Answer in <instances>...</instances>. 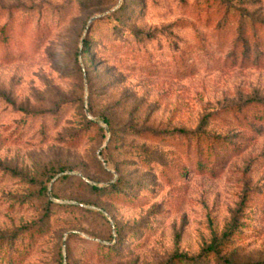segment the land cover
Returning a JSON list of instances; mask_svg holds the SVG:
<instances>
[{"label": "rangeland", "instance_id": "obj_1", "mask_svg": "<svg viewBox=\"0 0 264 264\" xmlns=\"http://www.w3.org/2000/svg\"><path fill=\"white\" fill-rule=\"evenodd\" d=\"M208 2L0 0V240L20 264H264V40L229 58L264 0ZM200 128L242 148L180 175L196 141L159 137ZM114 184L126 198L91 190Z\"/></svg>", "mask_w": 264, "mask_h": 264}, {"label": "trees", "instance_id": "obj_2", "mask_svg": "<svg viewBox=\"0 0 264 264\" xmlns=\"http://www.w3.org/2000/svg\"><path fill=\"white\" fill-rule=\"evenodd\" d=\"M215 2H218V0H211V2H208V5H213ZM217 10H221L220 6L217 7ZM230 9L227 10V13H229ZM231 16V12H230ZM242 22H240L241 24ZM240 34L238 39L236 40L234 44V49L232 51V54L230 55V59L233 61L234 64H237L241 61L242 64H247L250 59H252L251 53H257L255 56L256 62H259V51L257 49V46L260 45L261 39L264 40V35H260L261 33H258V31H253V37L255 40L250 41L247 37V28L245 26H242V24L239 27ZM259 34V37L258 35ZM223 39L220 41L221 46L226 44V36L224 35L222 37ZM253 42L256 43L253 46ZM85 45V55H89L90 51L88 49V46L90 45V42L88 38L84 41ZM220 46V47H221ZM15 58V57H10ZM175 61L177 63L178 69L177 73L180 74V76H185L186 74H189L192 70L189 65H186V58L184 55L177 56L175 58ZM257 103H261L264 106L263 101H258ZM253 114L255 115V118L258 120H264V107H257L255 111H253ZM210 116L206 117L205 121L209 119ZM246 119V118H245ZM105 122L109 124V120L105 119ZM169 134V133H167ZM187 136L191 135L192 140L196 141V146L191 148V144L188 145V148L190 149V152L193 153L195 157L192 160L189 158L188 165L177 169V173L180 175H184L188 173L189 171L195 170L199 172L204 171H212L215 172L216 164L218 162H221L225 160L227 157H230L233 153L238 152L242 146L237 145L236 143H231L229 138H223L218 135L211 136L208 135L205 130H202L201 128L196 132H187L186 130L179 131L175 136L176 138H173L171 136H163L161 135L159 137V140L164 142L165 144H168V141H171L174 143L173 147L174 150L184 153L182 150H184V145L186 144L184 140L180 139V136ZM189 137V141H190ZM189 141L187 143H189ZM191 157V156H190ZM91 190L96 193H111L115 195L117 198H126L127 196L124 195V187L121 185H110L109 187H98V186H91ZM47 213L44 217H47ZM25 230V229H22ZM18 234H14L8 238V245L7 249L3 250L2 248L5 247L4 240H0V264H20L22 261V257L24 254H27V251L29 248H26V245L20 246L16 239ZM104 251L103 258H106L107 260H111L112 258L117 255V250L113 246H108L106 244H100ZM102 251V250H101ZM207 252L214 253L216 252V248L214 246H210L206 250ZM175 259H177V263L181 264H199V259H192L189 258L187 255H176ZM227 264H237L233 263L232 261H227Z\"/></svg>", "mask_w": 264, "mask_h": 264}]
</instances>
